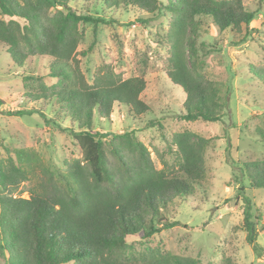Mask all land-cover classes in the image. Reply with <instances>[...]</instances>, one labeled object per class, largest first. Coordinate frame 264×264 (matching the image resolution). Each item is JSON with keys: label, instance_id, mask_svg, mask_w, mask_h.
<instances>
[{"label": "trees", "instance_id": "trees-1", "mask_svg": "<svg viewBox=\"0 0 264 264\" xmlns=\"http://www.w3.org/2000/svg\"><path fill=\"white\" fill-rule=\"evenodd\" d=\"M72 3L86 6L88 12L77 11ZM130 7L144 13L142 23L169 14L166 76L185 95L181 119L222 120L230 88L223 93L219 83L204 73L197 38L202 23H209L218 34L230 30L237 36L247 30L256 11L243 0H0V44L11 62L19 68L33 58L44 62L40 74L22 71V82L37 86L24 96L54 113L50 119L41 109L15 115L37 113L54 124L68 121L81 154L80 159L51 170L31 150L4 148L0 264H201L197 257L161 253L147 245L164 230L190 229L176 220L173 210L179 200L186 202L203 189L205 154L213 140L187 130L172 134L166 141L170 159L157 169L134 131L109 135L94 129L98 120H109L115 107L130 118L149 111L140 97L146 86L142 77L123 79L106 64L96 69L89 83L77 58L80 24L116 23L111 14ZM253 71L264 88V69ZM47 79L54 83L46 86ZM261 120L254 135L264 141V117ZM229 161L238 178L241 174L251 187L264 188V158L240 166ZM25 182L30 183L26 198L19 189ZM239 191L243 194L242 185ZM242 197L245 240L259 256L263 249L256 242L250 199ZM134 237L138 240H129ZM219 264L236 262L222 253Z\"/></svg>", "mask_w": 264, "mask_h": 264}, {"label": "rangeland", "instance_id": "rangeland-1", "mask_svg": "<svg viewBox=\"0 0 264 264\" xmlns=\"http://www.w3.org/2000/svg\"><path fill=\"white\" fill-rule=\"evenodd\" d=\"M256 17L240 35L230 30L218 34L209 23H202L197 49L203 71L219 83L223 93L230 88L227 109L216 123H188L181 119L185 95L166 76L169 44L166 35L169 14L161 19L142 23L140 10L130 7L111 14L113 24H80L82 40L77 47L80 68L90 83L96 69L109 64L123 79L142 77L146 86L141 99L149 106L145 114L130 118L124 110L114 108L109 120H98L94 129L109 135L134 131L147 148L157 169L169 160L167 142L174 133L190 131L196 136L212 139L205 154L206 177L203 189H198L186 202L175 205L178 226L154 235L148 249L161 253L197 257L201 264H219L223 253L236 264H264V188L251 187L247 178H238L236 166L246 160L264 158V141L254 135L264 117V88L253 76V69H264V0H243ZM77 11L88 12L86 6L71 4ZM237 43L236 45L233 43ZM0 44V159L4 148L27 149L35 152L51 170L62 167L64 161L81 158L79 148L69 133L68 121L45 122L37 113L16 116V111L43 110L46 119L54 117L41 102H31L24 94L35 87L24 84L21 73L43 72L44 62L33 58L25 67L15 66ZM88 51L82 55L81 52ZM54 81H44L46 86ZM13 155V153H11ZM237 175V178L234 176ZM236 179H239L236 181ZM244 187L243 194L239 191ZM29 182L20 186L27 197ZM242 195L250 199L252 221L257 231L256 242L263 249L258 256L246 242L242 227ZM138 240L137 237L129 240ZM138 249L145 248L138 246Z\"/></svg>", "mask_w": 264, "mask_h": 264}]
</instances>
